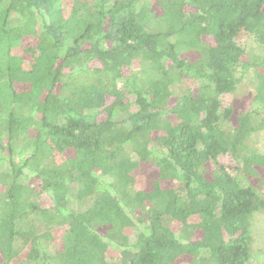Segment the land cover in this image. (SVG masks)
I'll list each match as a JSON object with an SVG mask.
<instances>
[{
    "label": "trees",
    "instance_id": "obj_1",
    "mask_svg": "<svg viewBox=\"0 0 264 264\" xmlns=\"http://www.w3.org/2000/svg\"><path fill=\"white\" fill-rule=\"evenodd\" d=\"M260 69L264 0H0V264L256 262Z\"/></svg>",
    "mask_w": 264,
    "mask_h": 264
},
{
    "label": "rangeland",
    "instance_id": "obj_2",
    "mask_svg": "<svg viewBox=\"0 0 264 264\" xmlns=\"http://www.w3.org/2000/svg\"><path fill=\"white\" fill-rule=\"evenodd\" d=\"M152 8L156 11L157 15L162 14V10L157 6L156 3L153 4ZM252 47L257 49L256 44H252ZM185 57L191 60H196L197 58H199V55L197 53H189ZM260 72H264V70L260 69ZM247 94H248L247 89H244L243 93L239 97L241 100L239 103H243L242 99L244 100L245 103H249V99H246L245 97ZM230 101H231V97H228L225 100L226 103H229ZM232 123L233 124L235 123V118L232 119ZM257 144H258L260 151L264 153V134H261V136H259ZM65 155L69 156L70 154L66 153ZM142 171L143 173H145L144 177H142L141 179L142 184L146 185L147 187L151 186L152 180L157 175L156 169H152L150 166H146L142 169ZM44 204L45 206L51 205L50 199L46 196L44 199ZM253 223H254L253 229L256 232V238H255V243H254L255 248H256V256H257L256 259H258L253 264H264V212L256 214Z\"/></svg>",
    "mask_w": 264,
    "mask_h": 264
}]
</instances>
